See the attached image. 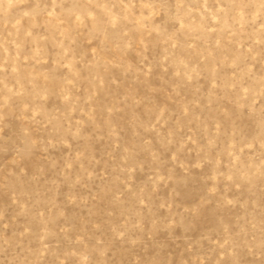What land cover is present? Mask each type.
Returning a JSON list of instances; mask_svg holds the SVG:
<instances>
[{"label":"rangeland","instance_id":"rangeland-1","mask_svg":"<svg viewBox=\"0 0 264 264\" xmlns=\"http://www.w3.org/2000/svg\"><path fill=\"white\" fill-rule=\"evenodd\" d=\"M0 264H264V0H0Z\"/></svg>","mask_w":264,"mask_h":264}]
</instances>
